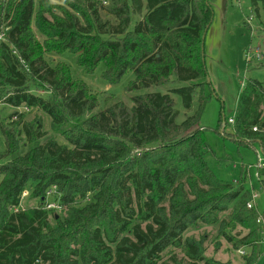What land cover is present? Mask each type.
Here are the masks:
<instances>
[{
  "label": "trees",
  "instance_id": "obj_1",
  "mask_svg": "<svg viewBox=\"0 0 264 264\" xmlns=\"http://www.w3.org/2000/svg\"><path fill=\"white\" fill-rule=\"evenodd\" d=\"M70 1L71 10L57 7L63 17L51 21L44 0L0 1V25L8 28L0 41V104L42 112L67 143L49 137L41 118L27 121L26 112L0 123V264H167L166 256L183 264L177 250L195 263L229 264L204 256L203 240L187 235L202 225L248 230L237 243L251 247L245 264H256L264 214L248 207L246 172L241 182L223 181L205 160L214 151L199 123L218 98L204 62L213 17L206 0ZM250 1L256 12L264 6ZM53 50L74 52L89 71L104 63L112 84L134 73L132 93L170 87L93 113L99 94L64 62L51 65L45 55ZM172 95L185 111L194 107L181 123ZM238 103L234 122L221 119L217 132L225 122L231 132L223 136L264 153V83L248 80ZM258 174L264 178V168ZM25 190L39 206L15 211ZM47 202L62 210H47Z\"/></svg>",
  "mask_w": 264,
  "mask_h": 264
},
{
  "label": "rangeland",
  "instance_id": "obj_2",
  "mask_svg": "<svg viewBox=\"0 0 264 264\" xmlns=\"http://www.w3.org/2000/svg\"><path fill=\"white\" fill-rule=\"evenodd\" d=\"M44 1L49 4L50 12L45 14V17L50 21L54 19V15L57 19L63 17L62 10L58 8L71 10L68 6L69 2H72L70 0H67L68 3H61L58 0ZM78 4L81 7L84 5L82 1ZM206 4L212 9L213 17L212 25L204 36L206 55L204 62L209 73V79L219 94V99L214 97L207 103L199 123V126L206 130L205 136L208 144L214 151L213 154L206 155L205 160L214 175L223 181L241 182L242 172L245 171V185L252 195L258 196L255 207L258 214L262 215L264 214V178L259 177L258 171L264 167L258 170L256 166L259 158L263 159L264 166V153L261 146L256 144L254 148L246 144H239L223 136L222 127L219 132L217 130L221 119L229 120L234 116L238 97L243 92L248 80L252 79L264 83V6L260 4L259 11L256 12L250 0H206ZM105 6L108 4H103L100 11L101 15L107 19ZM41 24L46 27L45 23L41 22ZM34 31L36 36L40 38V32L36 25H34ZM257 49L263 55V59H249L248 53L252 54ZM45 57L53 66L64 62L69 66L71 77L74 80L85 82L92 91L99 94L100 104L93 113L107 109L116 101H122L131 106L133 96L155 91L167 93L170 87H151L149 90L132 93L129 91V87L136 79L132 72L126 73L118 83L112 84L105 77L106 65L104 63H100L94 71H89L86 66L79 63L77 54L72 51H66L60 55L58 51L53 50L46 53ZM173 98L175 107L179 112L177 122L181 123L187 115L193 113L194 107L190 111H185L182 108L181 98L178 96H173ZM15 112H26L27 121L36 117L41 118L44 132L59 143L67 144L60 136L51 131L50 118L40 111H27L0 104V123L6 121ZM230 132L231 126L227 125L225 134ZM5 142L0 132V154L5 151ZM1 180L2 177L0 176V183ZM22 205L26 208L35 207L39 206V202L37 199L26 197L23 199ZM260 219L263 223V216H260ZM248 234L249 231L239 225L235 228L202 225L196 230L189 231L187 235L193 236L199 241L203 240L204 256L207 258L222 263L245 264L246 256L249 255L251 247L237 242ZM227 237L233 238L237 246ZM262 244L261 255L256 264H264V236ZM176 254L177 259L181 260L183 264H201L195 263L179 250L176 251ZM164 260L167 264H174L169 256L164 257Z\"/></svg>",
  "mask_w": 264,
  "mask_h": 264
},
{
  "label": "built area",
  "instance_id": "obj_3",
  "mask_svg": "<svg viewBox=\"0 0 264 264\" xmlns=\"http://www.w3.org/2000/svg\"><path fill=\"white\" fill-rule=\"evenodd\" d=\"M8 28L7 29H4L2 26H0V41H4L6 40L7 38V32ZM248 58H256L257 60H262L263 59V55L261 54L260 51L255 50L252 54L248 53ZM234 122V119L231 118L228 120V124H232ZM226 126H227V123H223L222 124V133L224 132V130L226 129ZM255 131H257V128L254 129ZM257 166V169H261L263 166V159L262 158H259V162L258 164L256 165ZM54 193V191L50 190L47 194H48V197L52 196V194ZM26 197H29V191L28 190H25L21 196V203L20 205L15 209V211H19V210H24L26 207L22 205V201L23 199H25ZM252 201L248 204V207H252V206H256V199L258 198V196L256 194L252 195ZM45 208L47 210H58V211H61L62 210V207L55 203V202H47L46 203V206ZM264 224V222H263Z\"/></svg>",
  "mask_w": 264,
  "mask_h": 264
},
{
  "label": "crops",
  "instance_id": "obj_4",
  "mask_svg": "<svg viewBox=\"0 0 264 264\" xmlns=\"http://www.w3.org/2000/svg\"><path fill=\"white\" fill-rule=\"evenodd\" d=\"M215 89V88H214ZM216 90V89H215ZM216 92H217V90H216ZM217 94H218V92H217ZM218 98H219V94H218ZM238 103V102H237ZM239 104V103H238ZM233 118V117H232Z\"/></svg>",
  "mask_w": 264,
  "mask_h": 264
},
{
  "label": "water",
  "instance_id": "obj_5",
  "mask_svg": "<svg viewBox=\"0 0 264 264\" xmlns=\"http://www.w3.org/2000/svg\"><path fill=\"white\" fill-rule=\"evenodd\" d=\"M224 124H225V122H224Z\"/></svg>",
  "mask_w": 264,
  "mask_h": 264
}]
</instances>
